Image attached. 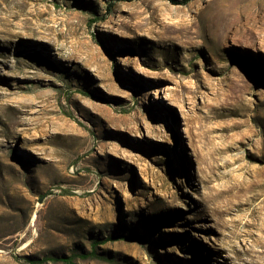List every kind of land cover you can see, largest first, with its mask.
Returning <instances> with one entry per match:
<instances>
[{"label": "rangeland", "instance_id": "obj_1", "mask_svg": "<svg viewBox=\"0 0 264 264\" xmlns=\"http://www.w3.org/2000/svg\"><path fill=\"white\" fill-rule=\"evenodd\" d=\"M59 257L264 264V0H0V264Z\"/></svg>", "mask_w": 264, "mask_h": 264}, {"label": "trees", "instance_id": "obj_2", "mask_svg": "<svg viewBox=\"0 0 264 264\" xmlns=\"http://www.w3.org/2000/svg\"><path fill=\"white\" fill-rule=\"evenodd\" d=\"M191 0H183L181 2H176L175 0H173L174 3H180V4H185L187 2H189ZM90 255H96V253L94 251H91L90 252ZM55 260H60L62 262H64L65 264H76L72 258L70 257H59L58 259H55Z\"/></svg>", "mask_w": 264, "mask_h": 264}, {"label": "bare ground", "instance_id": "obj_3", "mask_svg": "<svg viewBox=\"0 0 264 264\" xmlns=\"http://www.w3.org/2000/svg\"><path fill=\"white\" fill-rule=\"evenodd\" d=\"M159 113H160L159 118L162 120V115H161L162 113L161 112H159Z\"/></svg>", "mask_w": 264, "mask_h": 264}]
</instances>
